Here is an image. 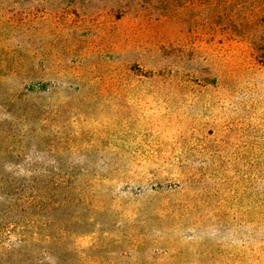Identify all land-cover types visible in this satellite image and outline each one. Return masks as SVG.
I'll return each instance as SVG.
<instances>
[{"label": "rangeland", "instance_id": "374dc122", "mask_svg": "<svg viewBox=\"0 0 264 264\" xmlns=\"http://www.w3.org/2000/svg\"><path fill=\"white\" fill-rule=\"evenodd\" d=\"M0 116L10 161L45 119L93 173L43 264H264V0H0ZM28 217L0 264H30Z\"/></svg>", "mask_w": 264, "mask_h": 264}, {"label": "trees", "instance_id": "16d2710c", "mask_svg": "<svg viewBox=\"0 0 264 264\" xmlns=\"http://www.w3.org/2000/svg\"><path fill=\"white\" fill-rule=\"evenodd\" d=\"M37 85L30 83V115L45 112V103L41 99L47 88L43 84ZM16 101L8 104L15 105ZM6 119V116H0V123ZM44 121L37 119V123L30 125L33 127V130L30 128V157H27L30 160L23 157L20 163L10 161V157H19V154L1 149L0 144V206L5 212V229L15 227L28 213L30 264H43L55 256L58 247H65L70 232L65 224L78 222L77 213L89 200L86 194H93L92 175H89L93 173H89L88 166L84 162L67 161L60 154L72 156L73 150L43 147ZM15 210L18 212L14 213ZM18 214L20 219L16 217ZM65 214H68L67 220L61 224L60 219ZM5 229L0 219V232Z\"/></svg>", "mask_w": 264, "mask_h": 264}]
</instances>
